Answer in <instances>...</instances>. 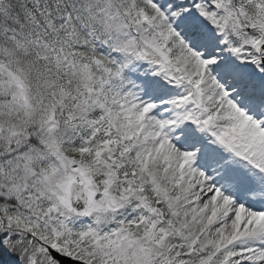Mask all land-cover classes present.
Segmentation results:
<instances>
[{"label":"snow or ice","instance_id":"6c2138e0","mask_svg":"<svg viewBox=\"0 0 264 264\" xmlns=\"http://www.w3.org/2000/svg\"><path fill=\"white\" fill-rule=\"evenodd\" d=\"M0 264H264V0H0Z\"/></svg>","mask_w":264,"mask_h":264}]
</instances>
